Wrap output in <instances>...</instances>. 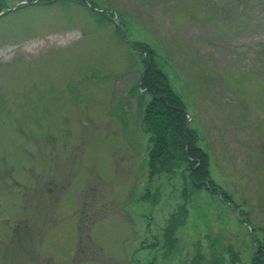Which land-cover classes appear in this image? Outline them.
<instances>
[{
    "label": "rangeland",
    "instance_id": "1",
    "mask_svg": "<svg viewBox=\"0 0 264 264\" xmlns=\"http://www.w3.org/2000/svg\"><path fill=\"white\" fill-rule=\"evenodd\" d=\"M91 1L118 27L73 1L0 15V264H252L264 249V0ZM141 41L231 203L193 189L187 164L150 175Z\"/></svg>",
    "mask_w": 264,
    "mask_h": 264
},
{
    "label": "trees",
    "instance_id": "2",
    "mask_svg": "<svg viewBox=\"0 0 264 264\" xmlns=\"http://www.w3.org/2000/svg\"><path fill=\"white\" fill-rule=\"evenodd\" d=\"M29 3L22 4L14 10L22 9L33 2L37 4H54L55 2L66 3L73 1L81 4L84 8L98 13L99 17L110 18L112 13L94 10L96 7L91 0H27ZM90 3V6L87 5ZM6 7V2L0 0V13ZM7 13V12H3ZM131 47L143 52V71L139 77V90L149 95V100L144 107L142 122L151 133L150 140L153 143L148 151V165L150 175H158L161 171L173 172L176 168L187 164L189 182L193 189H205L209 193H217L221 200L231 203L227 193L210 178L208 154L199 148L195 138L197 133L189 125V113L185 110L182 99L171 89L165 73L156 65L154 50L145 42H134ZM185 208L181 207L172 212L165 226L164 239L166 248L173 246V235L179 225L182 224ZM253 256L252 264H264V249L258 247ZM192 264H196L195 260Z\"/></svg>",
    "mask_w": 264,
    "mask_h": 264
},
{
    "label": "water",
    "instance_id": "3",
    "mask_svg": "<svg viewBox=\"0 0 264 264\" xmlns=\"http://www.w3.org/2000/svg\"><path fill=\"white\" fill-rule=\"evenodd\" d=\"M22 3H27V1H22V2H20V3L14 4V5H12V7L8 8V9L5 10V11L12 10V9L16 8L17 6H19L20 4H22Z\"/></svg>",
    "mask_w": 264,
    "mask_h": 264
}]
</instances>
